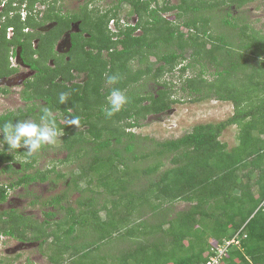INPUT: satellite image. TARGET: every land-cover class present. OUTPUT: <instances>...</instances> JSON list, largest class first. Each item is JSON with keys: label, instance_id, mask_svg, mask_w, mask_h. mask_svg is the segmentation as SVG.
<instances>
[{"label": "trees", "instance_id": "1", "mask_svg": "<svg viewBox=\"0 0 264 264\" xmlns=\"http://www.w3.org/2000/svg\"><path fill=\"white\" fill-rule=\"evenodd\" d=\"M231 1L241 6L247 0H164L162 5L159 0H117L105 10L86 3L72 15L58 10L57 0L7 2L0 14V70L8 69L19 45L36 74L21 92L30 103L0 115V128L17 120L41 123L42 110L48 108L59 130L57 139L68 153L61 161L73 160L76 166L67 171L54 165L27 172L35 167L40 151L54 144L28 156L25 149H9L4 142L0 163L7 162L4 170L20 174L16 185L66 179L67 188L80 191V196L77 207L62 203L67 201V190L44 202L65 209L57 220L51 218L55 212H45L47 218L41 221L17 210L0 212V233L47 244L53 264H77L76 259L89 256L97 239L115 236L128 239V249L110 259L106 256L100 264L206 263L215 254L214 247L234 238L239 243L230 244L220 264H264V33L251 23L233 21ZM124 2L130 3L128 15L136 16L135 23H121ZM39 4L45 8L37 9ZM168 12H174L173 18ZM74 21L79 23L77 31L72 30ZM49 23L53 25L45 28ZM217 23L233 34L216 29ZM70 29L71 47L60 52L56 45ZM231 38L241 41L240 48ZM187 53L202 65L192 75L187 72L193 62L182 64ZM211 63L216 68L210 79L203 67ZM170 73L183 79L180 89L192 101L212 97L230 101L234 113L219 122L198 123L179 137L154 141L151 150L142 152L131 129L147 115L162 114L183 101L184 97H174L175 80L165 78ZM112 75L119 77L115 84L108 83ZM150 78L160 87L142 92L138 85ZM114 88L129 102L107 117L102 108ZM61 93H67L63 104ZM40 101L44 103L38 106ZM73 117L78 124L68 123ZM234 125L236 143L229 147L221 136ZM20 156L26 160L16 169L10 162H18ZM146 158L154 161L144 169L136 165ZM164 160L170 165L162 168ZM140 171L151 175L145 184L135 179ZM95 187L102 198L98 199ZM6 191L5 185L0 186V201L7 197ZM179 200L188 205L174 211L172 203ZM80 226L100 234L75 244L82 239L77 232ZM89 261L99 264L92 256Z\"/></svg>", "mask_w": 264, "mask_h": 264}, {"label": "rangeland", "instance_id": "2", "mask_svg": "<svg viewBox=\"0 0 264 264\" xmlns=\"http://www.w3.org/2000/svg\"><path fill=\"white\" fill-rule=\"evenodd\" d=\"M115 1L117 0H57L56 6L58 10L63 12V14L72 15L74 13H79L82 10V7L86 3L90 4L89 7H95V8H99L100 10H105L109 8L111 5H113ZM171 1L175 3L178 0H171ZM159 3L160 5H162L164 3V0H159ZM44 8H45V4L37 5V9L39 10H43ZM130 8L131 5L128 2H124L121 5L119 16L121 18L120 20L121 23L124 25L125 22L127 21L131 23L136 22L137 18L135 15L133 14L128 15V11L130 10ZM228 8L230 12L234 15L232 18L233 21L238 22L241 25L245 22L251 23L252 26L256 27L258 30L264 33V0H247L241 6H237V3L231 1L230 7ZM173 14L174 12L166 13V15H168L170 18H173ZM22 16H26V12L23 9H22ZM111 23L112 22H110V24ZM77 24L78 21H74L72 23V30L73 29L77 30L78 28ZM52 25H53L52 23H49L45 28H50ZM217 25L218 27L216 29L221 27L219 28V31L225 30L227 35L233 34V32H230L229 34L228 31H226L228 30L226 29L227 26L220 25V23H217ZM69 31H71V29ZM69 31L66 32L64 36L61 37V39L58 41L56 45V48H58L60 52L64 51L65 48H67L69 45L68 44ZM231 40L234 41L233 38H231ZM237 40L238 39H236V42L234 41L235 46L236 48L237 47L240 48L241 41L238 44ZM33 42L36 43L37 41H33ZM161 48L162 47H160V49ZM233 50L234 52H236L235 49ZM164 51L165 49L162 48L161 52L163 53ZM150 59L151 61H156L155 56H151ZM190 61L193 62L194 67L193 69L189 68L187 72L188 75H192L193 73L200 71V69L202 68V65L200 63H195L196 61H193V58L190 56V53H187V60H185L182 64H186L187 62ZM51 63H53V61ZM182 64L179 65V67H181ZM206 67H207V71L205 76L210 79L213 78L216 64L214 63L212 65L211 63V65L205 66L203 68ZM175 73L176 75H178L179 71L176 70ZM176 75H171L170 73L169 75H166L165 78L169 80L170 79L175 80L174 90L177 91L174 93V97H178V98L184 97L183 101L174 104L168 111L162 114L147 115V117L140 120L141 122L140 126L133 127L131 129L137 135V140H134L136 141V144L142 145L141 147L142 152L151 150L152 149L151 144L154 141H158V140L161 141L165 139L179 137L185 132L191 130L198 123L208 122V121L219 122L221 120L227 119L234 113V104L230 101H224V100L216 99L214 97L202 98L198 101H192L191 99L192 97H189L188 94H186L187 93L186 91L180 89L182 83L184 82L182 78L179 77L180 79H178ZM79 79L82 80L84 79V77L82 76ZM143 82H145V84H143L142 86H140V84L138 85V87H141L142 92H145L146 90L155 91L157 88L160 87V86L158 87L159 84L156 83V81L152 80L151 78L148 81L145 80ZM21 89L22 86L18 85L9 91L10 94L6 96L0 95V112L17 109L18 107H22V108L26 107L25 106L26 103L24 102V100L21 99L22 96L21 98L19 96V92ZM43 103H44L43 101H40L37 102V105L40 106L41 104L43 105ZM236 134H237V127L235 125L230 126L227 128V130H225V132L221 136V139L225 141L229 147H232L236 143ZM127 141H128V135L127 137L123 138V142H127ZM62 145H63L62 140L57 139V142L54 144V146L46 147V149L40 151L39 158L35 162V167L30 169V171L27 170V172H33L36 170V168L39 169L52 168L54 165H56L58 168L64 171L72 170V168L76 166V162H74L73 160L68 162H62L63 161L62 159H64L65 156L68 154L67 150ZM25 160L26 158L24 156H20L18 158L19 163ZM152 161L154 160L150 158H146L144 160L137 161L136 165L144 169ZM164 161L165 164L163 165L162 168H165L168 165H170L169 161L166 160ZM134 166L135 165H133V167ZM19 175H20L19 173L0 174V182L9 183L11 179L14 180L18 178ZM150 177L151 175H146L143 172L141 173V175L135 173V179L137 181L140 180V182L142 183L147 182ZM81 185L85 186L86 185L85 181H83ZM95 188L99 191L98 187ZM65 190H67V195H68L67 201L63 200L62 203L65 205V207H68L69 203L73 204L74 207H77L76 200L80 196V191L75 192L68 189L66 184V179H59L56 180L55 182L49 179L45 182L38 181L36 184L33 183L32 185L27 187L23 184L22 186H17L14 189H10L9 198L4 203V205H1V208H9L14 206V208H17L18 211H20L22 214L30 216L32 219L36 218L39 221L43 220L44 218H47L45 212H55L56 215L51 218L53 220H57V218H61L62 216L65 215L66 213L65 209L56 206H46L44 205V202L56 194L63 193ZM101 194L102 193L100 191L97 193L98 199L102 198ZM31 201H35V203ZM172 205H173V210L177 211L185 208L188 205V203L179 200L176 201L175 203H172ZM101 215L103 217L106 216V212L103 211ZM158 216L159 215L157 214L156 218H158ZM61 224L63 225L65 223L61 222ZM60 229H63V226H61ZM77 232L80 233L82 239L75 241V244H79L82 242L85 243L92 240L93 238L96 239V237H98L100 234V232L94 231V229H92L91 227L87 228L83 226H80ZM115 237L108 238L104 241L97 239V243L93 248L92 252L89 254V256H86L87 258L85 257L80 261L76 259L75 260L76 263L89 264L90 256H92V258L96 260L97 263L100 264L102 262L101 260L106 256L110 259L113 256L115 257L116 254H119L120 253L119 251H121L123 248L127 247L126 249H128V243H129L128 239L122 241L120 240V238H115ZM51 240L52 239H49V242H51ZM204 241L205 238L203 236L201 242ZM49 253L50 252H48L47 244L41 246L39 242H31V243L20 242L17 239L9 238L7 236L1 237L0 239V256L3 259V263L1 264H9L10 262H13L12 264H53L52 260H50Z\"/></svg>", "mask_w": 264, "mask_h": 264}, {"label": "clouds", "instance_id": "3", "mask_svg": "<svg viewBox=\"0 0 264 264\" xmlns=\"http://www.w3.org/2000/svg\"><path fill=\"white\" fill-rule=\"evenodd\" d=\"M25 17V16H23ZM111 28L115 27V21L111 20ZM13 27H9L11 32ZM119 77L112 75L108 77V83L115 84ZM67 100V93L59 95V102L65 103ZM107 107L102 108V111L107 117H112L114 114L122 110V108L129 102V98L118 88L111 90L106 97ZM43 115L40 117L41 123L33 121H20L15 123L6 122L0 128L3 134V142L7 144L9 149H25L28 156L37 153L45 145H53L57 142L59 130L56 125L55 117L48 108H44ZM70 125L79 123L78 118L73 117L68 121Z\"/></svg>", "mask_w": 264, "mask_h": 264}, {"label": "flooded vegetation", "instance_id": "4", "mask_svg": "<svg viewBox=\"0 0 264 264\" xmlns=\"http://www.w3.org/2000/svg\"><path fill=\"white\" fill-rule=\"evenodd\" d=\"M8 1L9 0H1V3H0V14L4 11L5 7L7 6V2ZM22 9L25 10L24 7ZM25 12L27 14L26 10H25ZM3 18H5V16ZM0 29H1V22H0ZM32 30H33V28H27L26 29L27 32H31ZM10 33H11V36H10ZM10 33H9V36L13 37V34H14L13 33V29H12V31ZM65 34H66V32H65ZM34 41H37V40L34 39ZM34 46H36V43H34ZM13 57H14V59H13ZM10 58L11 59H10V64H9L8 69L4 70V71L0 70V95L1 96H4V95L6 96V95L10 94L9 91L12 88H14L15 86L21 85L22 89L19 92V96L21 98V96H22L21 91L25 88V86L28 83V81L35 76L36 71L31 66V63L27 62L25 60V58L22 57V47L21 46H19V45L17 46L16 51L11 54ZM21 99L24 100V102L26 103L25 106H27L30 103V101L24 99L23 97ZM19 108H22V107H18L17 109H19ZM17 109L2 111V112H0V115L6 114V113H8L10 111H14V110H17ZM0 148H3L2 138H0ZM10 163L16 169H20L21 168V164L19 162L12 161ZM7 164H8L7 162L0 163V172H1L0 174H3V173L11 174V173H13L12 171L4 170V167ZM14 174H17V173H14ZM16 180H17V178L14 179V180L11 179V181L9 183L0 182V186H4L5 185L7 187V191H6L7 197L3 201H0V212H2V213L5 212V211H9V210H17L18 211V209L14 208V206L13 207H9L8 206L9 208H1V205H4V203L9 198V190L10 189H14L17 186H22L23 185V184L16 185L14 183ZM33 183L36 184L37 181H30L28 184L24 183V185L27 187V186L32 185ZM31 202L35 203V201H31ZM18 213H21V212L18 211ZM22 215H24V214H22ZM24 216L28 217L27 215H24ZM4 236H7L9 238L17 239L20 242H25V241L21 240L20 238H18L15 235L1 232L0 233V239H1V237H4ZM1 263H3V259L0 256V264Z\"/></svg>", "mask_w": 264, "mask_h": 264}, {"label": "built area", "instance_id": "5", "mask_svg": "<svg viewBox=\"0 0 264 264\" xmlns=\"http://www.w3.org/2000/svg\"><path fill=\"white\" fill-rule=\"evenodd\" d=\"M233 243H239V241L234 238L231 240H227L224 244H220L219 246H216L213 248L215 254L206 262V263H200V264H220L223 256L227 253V250L230 246V244Z\"/></svg>", "mask_w": 264, "mask_h": 264}, {"label": "water", "instance_id": "6", "mask_svg": "<svg viewBox=\"0 0 264 264\" xmlns=\"http://www.w3.org/2000/svg\"><path fill=\"white\" fill-rule=\"evenodd\" d=\"M79 24V23H78ZM78 24H77V27H78ZM79 29V27L77 28V30ZM74 30V29H73ZM77 30H74V31H77ZM68 39H69V45H68V47L67 48H65V50L63 51V52H65V51H68L69 49H70V47H71V38H70V31H69V34H68Z\"/></svg>", "mask_w": 264, "mask_h": 264}]
</instances>
